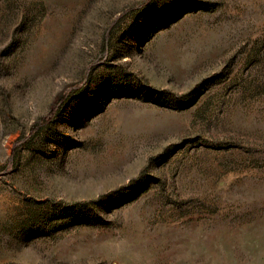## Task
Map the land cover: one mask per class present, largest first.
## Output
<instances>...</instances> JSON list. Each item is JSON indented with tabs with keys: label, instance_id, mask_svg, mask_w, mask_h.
<instances>
[{
	"label": "rangeland",
	"instance_id": "374dc122",
	"mask_svg": "<svg viewBox=\"0 0 264 264\" xmlns=\"http://www.w3.org/2000/svg\"><path fill=\"white\" fill-rule=\"evenodd\" d=\"M0 264H264V0H0Z\"/></svg>",
	"mask_w": 264,
	"mask_h": 264
},
{
	"label": "trees",
	"instance_id": "16d2710c",
	"mask_svg": "<svg viewBox=\"0 0 264 264\" xmlns=\"http://www.w3.org/2000/svg\"><path fill=\"white\" fill-rule=\"evenodd\" d=\"M58 98H59V97H58ZM61 98H62V96H61ZM53 109H54V104L52 105V111H53ZM51 113H52V112H51ZM53 113H54V111H53ZM53 113H52V114H53Z\"/></svg>",
	"mask_w": 264,
	"mask_h": 264
}]
</instances>
